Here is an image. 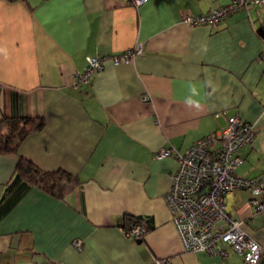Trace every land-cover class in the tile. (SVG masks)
<instances>
[{"label": "crops", "instance_id": "obj_1", "mask_svg": "<svg viewBox=\"0 0 264 264\" xmlns=\"http://www.w3.org/2000/svg\"><path fill=\"white\" fill-rule=\"evenodd\" d=\"M228 1L0 0V120L44 119L17 152L0 153V264H246L226 244L223 254L182 248L164 199L177 162L155 156L162 147L182 152L237 115L254 136L235 170L264 171V2L212 25L181 15ZM138 43L132 61L108 57L73 84L86 56ZM19 157L79 183L56 198L15 178ZM249 197L238 189L223 199L262 246L255 264H264V212ZM127 215L150 225L141 237L126 232Z\"/></svg>", "mask_w": 264, "mask_h": 264}, {"label": "built area", "instance_id": "obj_2", "mask_svg": "<svg viewBox=\"0 0 264 264\" xmlns=\"http://www.w3.org/2000/svg\"><path fill=\"white\" fill-rule=\"evenodd\" d=\"M143 1L134 0V3ZM263 2L229 0L225 5L212 7L200 14L184 12L181 15L190 25H212L238 9ZM262 39L264 41V35ZM141 50L142 44L138 43L117 54L88 55L84 68L75 72L73 84L88 82L103 67L106 58L109 57L114 64L130 62ZM218 114L225 113L215 115ZM224 118V125L218 126L214 133L198 138L182 152L162 147L155 153L158 158L173 155L177 162L164 199L185 251L204 250L223 254L222 245L226 244L246 264H255L260 258L262 246L247 234L240 220L229 214L223 196L238 189H247L250 192L249 204L255 211L264 212V171L252 177L236 172V167L243 161L238 149L251 142L254 127L237 115L225 114ZM145 231V223L141 221L131 224L126 232L139 238ZM71 244L77 250L82 248L81 239H73Z\"/></svg>", "mask_w": 264, "mask_h": 264}, {"label": "trees", "instance_id": "obj_3", "mask_svg": "<svg viewBox=\"0 0 264 264\" xmlns=\"http://www.w3.org/2000/svg\"><path fill=\"white\" fill-rule=\"evenodd\" d=\"M10 2L26 0H7ZM264 35V29L260 31ZM44 125L41 116H22L4 118L0 120V153H15L21 141L32 131L38 130ZM15 178L21 177L38 186L44 192L56 197L64 198L79 183V178L61 168L44 171L38 168L32 161L19 157L16 164ZM124 228H129L131 224L141 222L142 217L125 216ZM146 230L150 225H147Z\"/></svg>", "mask_w": 264, "mask_h": 264}]
</instances>
